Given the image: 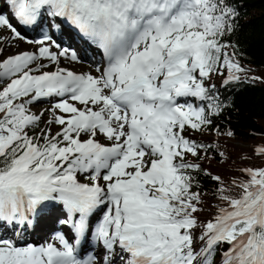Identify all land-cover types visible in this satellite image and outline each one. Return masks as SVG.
I'll use <instances>...</instances> for the list:
<instances>
[{
  "label": "snow or ice",
  "instance_id": "obj_1",
  "mask_svg": "<svg viewBox=\"0 0 264 264\" xmlns=\"http://www.w3.org/2000/svg\"><path fill=\"white\" fill-rule=\"evenodd\" d=\"M4 5L0 28L13 39L25 40L13 19L37 26L46 15L51 28L63 21L78 29L103 50L106 64L98 75L60 67L62 57H79L47 32L28 41L39 45L36 52L0 61V224L22 236L61 205L67 219L60 222L76 234L73 243L57 233L59 247L0 237V264H264V166L240 169L245 178L230 185L212 176L219 204L202 221L193 173L203 170L187 159L211 146L185 131L206 130L223 108L207 82L224 68L226 84L245 71L223 41L239 14L229 0ZM46 98L59 99L39 114L31 110ZM52 125L60 126L54 134ZM98 134L110 143H100ZM256 154L264 156V146ZM101 210L93 230L90 218ZM89 234L103 255L81 259Z\"/></svg>",
  "mask_w": 264,
  "mask_h": 264
},
{
  "label": "trees",
  "instance_id": "obj_2",
  "mask_svg": "<svg viewBox=\"0 0 264 264\" xmlns=\"http://www.w3.org/2000/svg\"><path fill=\"white\" fill-rule=\"evenodd\" d=\"M229 3L239 14L234 31L223 41L231 45L226 51L235 54L233 59L245 71L237 73L239 80L227 84L226 68L220 70L222 74H213L207 83L215 85L214 95L223 108L210 116L212 124L206 130L189 128L184 133L198 144L211 146L206 153L201 150L197 157L187 156L189 162L198 163L203 170L193 173L200 183L193 190L203 194L204 211L199 213L202 221L210 218L219 204L215 193L220 185L212 176H219L230 185L233 179L245 178L240 169L264 166V156L256 154L258 145H264V0H229ZM191 100L206 106V102ZM234 141L242 145H235ZM7 230L0 224V235Z\"/></svg>",
  "mask_w": 264,
  "mask_h": 264
},
{
  "label": "rangeland",
  "instance_id": "obj_3",
  "mask_svg": "<svg viewBox=\"0 0 264 264\" xmlns=\"http://www.w3.org/2000/svg\"><path fill=\"white\" fill-rule=\"evenodd\" d=\"M28 41L29 40H27V39H25L23 41L17 40V39H13L10 30L5 29V28H0V61H3L8 56L18 55V54H20L21 52H24V51L36 52L37 49L39 48V45H37L35 43H28ZM32 41H35V39H32ZM36 63L49 64V69L48 70L54 71L55 68H56V65L50 64V62L48 60H41V61H37ZM91 63H93V65ZM59 66L60 67H64V68H68V69H70V70H72V71H74L76 73H94V75H98V73L96 72V68L99 67V66L98 65L94 66V62L91 59H79V61L77 62V61L66 60L65 58L62 57L61 58V63H60ZM0 86L2 87L3 85H0ZM55 102L56 101H54V100L46 101V100L42 99L39 102L31 105L30 107H31V110L33 112L39 114L42 110L50 108L51 105L53 103H55ZM50 117H51V113L50 112H46L45 116L43 117V119L46 121ZM44 126L45 125L42 123L41 127H44ZM59 127L60 126H58V125H52L53 134L56 131L59 130ZM82 138L83 139H87V136H83ZM97 139L102 144H109L110 143L105 138V136L103 134H98ZM233 143L235 145H242L241 142H239V141H234ZM244 146H247V145H244ZM37 228H39L40 230L33 231L32 236H31L32 238H34L35 240H41L43 242H49V241L52 242V241H54L55 238L53 237V235L52 236H47L48 235L47 233L48 232L50 233V231L41 230L42 229L41 225H39ZM7 229L8 230H7V233H6V235H7L6 237L9 236V239L16 240L19 245L23 246L25 244L31 243V242H28L29 241V235H30L29 230L24 232L22 236H17L12 228L9 227ZM36 233L41 234V236L39 238H37L35 236ZM197 234H199V233H197ZM45 235H46V238H43ZM54 244H55V242H54ZM100 249H102L101 246H100ZM100 254L103 255V251H102V253H99V255Z\"/></svg>",
  "mask_w": 264,
  "mask_h": 264
},
{
  "label": "bare ground",
  "instance_id": "obj_4",
  "mask_svg": "<svg viewBox=\"0 0 264 264\" xmlns=\"http://www.w3.org/2000/svg\"><path fill=\"white\" fill-rule=\"evenodd\" d=\"M53 50H55V49H53ZM79 53H80V54H78L79 57L84 58V59L86 58L85 56L82 55L83 52H79ZM59 208H61V207H59ZM95 214H97V212H96ZM95 214H94V215H95ZM64 219H67V214H66V212H65L63 209H59V210H58V213H57V215H56V218H55V223L58 224L60 227L65 228V227H67V224H63V223L59 222V220L62 221V220H64ZM35 229H36V228H35ZM36 230H40V229L37 228ZM47 230H48V231H51V230H49V229H47ZM35 236H36L37 238H39V237L41 236V234L36 233ZM83 244H85V241L82 242V245H83ZM82 248L85 249L84 247H82ZM88 249H90V247H88ZM93 250H94L95 253H97V254H94V255H99V253H102V251H103V249H100V246H99L98 244H96V247L93 248ZM99 251H100V252H99ZM98 252H99V253H98ZM101 255H102V254H100L99 256H101Z\"/></svg>",
  "mask_w": 264,
  "mask_h": 264
}]
</instances>
